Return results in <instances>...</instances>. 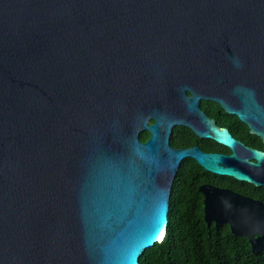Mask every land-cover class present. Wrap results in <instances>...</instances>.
<instances>
[{
    "label": "water",
    "instance_id": "1",
    "mask_svg": "<svg viewBox=\"0 0 264 264\" xmlns=\"http://www.w3.org/2000/svg\"><path fill=\"white\" fill-rule=\"evenodd\" d=\"M192 89L264 143V0H0V264H139L185 157L264 187V151L172 120ZM174 125L230 153L173 150ZM198 191L208 225L264 249L262 201Z\"/></svg>",
    "mask_w": 264,
    "mask_h": 264
},
{
    "label": "trees",
    "instance_id": "2",
    "mask_svg": "<svg viewBox=\"0 0 264 264\" xmlns=\"http://www.w3.org/2000/svg\"><path fill=\"white\" fill-rule=\"evenodd\" d=\"M226 120V126L244 144L264 149L260 138L251 135L236 116L227 114ZM145 137L140 134L141 140ZM200 172L202 170L198 171L195 164L183 163L179 167L170 194L164 238L144 251L139 264H264V249L253 254L248 240L232 234L227 224L215 226L204 221L203 197L198 191V184L205 178V181L263 203L264 187L207 173L201 179Z\"/></svg>",
    "mask_w": 264,
    "mask_h": 264
},
{
    "label": "flooded vegetation",
    "instance_id": "3",
    "mask_svg": "<svg viewBox=\"0 0 264 264\" xmlns=\"http://www.w3.org/2000/svg\"><path fill=\"white\" fill-rule=\"evenodd\" d=\"M193 93H195L194 95L198 98L196 108L191 110L185 107L183 104L181 105L176 104L174 108V116L172 117V120H186L185 122L195 125L198 129H202L204 126L202 120L204 121L206 120L208 122L212 120L214 122L213 124L216 127L227 128L230 134L236 140L241 141V139L238 138L236 135H234L231 132V130L226 126V124L228 123V120H226L227 113L220 106V104H218L213 100L205 99V96L210 95V93H208L207 91H205L204 93V91L201 89H195V90L192 89L191 91L185 90L186 97L193 96ZM153 120H154L153 118H150L148 124H152ZM141 134L146 135L144 140L140 139L142 143L146 142L150 138V133L148 131H144ZM168 145L171 149L179 150V151H185L192 148H197L204 153H216V154H224V155L230 153V150L227 147L216 143L213 139L198 137L190 128L183 125H174L171 128L170 136L168 138ZM249 147L264 151V149L259 147H253V146H249ZM183 163H190L192 166L195 164L197 166L198 171L201 169L202 170V172H200L201 174L198 173L201 179L204 177V173L212 174L210 172L205 171L192 157L183 158L180 163V166ZM212 175L216 176L215 174ZM202 180L204 181L198 184V188L199 186L204 184H209L220 188H224L217 184H213L212 182L205 181V178H203Z\"/></svg>",
    "mask_w": 264,
    "mask_h": 264
}]
</instances>
